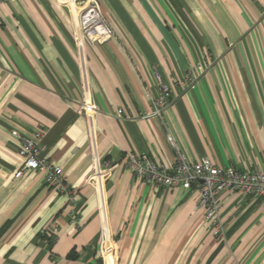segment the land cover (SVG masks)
Masks as SVG:
<instances>
[{
  "label": "crops",
  "instance_id": "1",
  "mask_svg": "<svg viewBox=\"0 0 264 264\" xmlns=\"http://www.w3.org/2000/svg\"><path fill=\"white\" fill-rule=\"evenodd\" d=\"M96 2L116 31L105 43L82 36L78 4L0 2V264H264L262 200L222 192L220 241L196 189L152 184L125 162L146 153L171 168L172 137L190 160L264 172V0ZM196 64L199 80L176 85ZM155 69L172 95L144 117ZM38 130L74 201L41 172L14 177L15 133Z\"/></svg>",
  "mask_w": 264,
  "mask_h": 264
},
{
  "label": "built area",
  "instance_id": "2",
  "mask_svg": "<svg viewBox=\"0 0 264 264\" xmlns=\"http://www.w3.org/2000/svg\"><path fill=\"white\" fill-rule=\"evenodd\" d=\"M7 1L10 0H0V2ZM64 1L65 4L81 6L82 36L89 42L105 43L116 36L113 25L96 0ZM204 72L205 69L200 64H196L182 79L177 80L176 85L181 84L187 88L197 82ZM154 76L159 87V94L152 98L151 114H145L144 117L163 116L172 95L171 87L164 82L157 69L154 70ZM82 107L93 112L99 109L95 103H83ZM118 113L122 114L123 109H119ZM15 135L20 140L19 155L22 161L14 177L19 178L27 170L41 172L45 182L51 188L68 194L74 201L76 187L67 181L63 167L44 155L41 144L43 132L38 130L31 135L16 132ZM170 139L177 150L176 161L171 168L156 162L146 153L129 152L125 156L128 169L137 177L155 185L167 188L196 189L200 194V206L204 208L205 218L212 226L214 236L220 241L224 240L225 228L220 214L219 195L224 191H232L251 199H260L264 203V172L261 169L242 170L233 165L221 166L214 163L208 156L198 161L190 160L173 138L170 137ZM57 229L56 225H50L43 228L41 234H54Z\"/></svg>",
  "mask_w": 264,
  "mask_h": 264
},
{
  "label": "rangeland",
  "instance_id": "3",
  "mask_svg": "<svg viewBox=\"0 0 264 264\" xmlns=\"http://www.w3.org/2000/svg\"><path fill=\"white\" fill-rule=\"evenodd\" d=\"M81 27V26H80ZM81 33H82V31H81Z\"/></svg>",
  "mask_w": 264,
  "mask_h": 264
}]
</instances>
